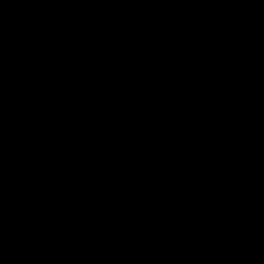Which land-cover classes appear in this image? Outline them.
Listing matches in <instances>:
<instances>
[{
  "label": "water",
  "instance_id": "water-1",
  "mask_svg": "<svg viewBox=\"0 0 264 264\" xmlns=\"http://www.w3.org/2000/svg\"><path fill=\"white\" fill-rule=\"evenodd\" d=\"M0 264H264V0H0Z\"/></svg>",
  "mask_w": 264,
  "mask_h": 264
}]
</instances>
